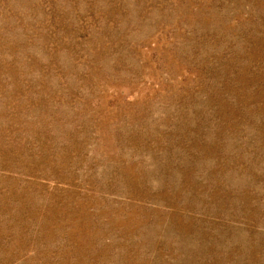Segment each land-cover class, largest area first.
I'll return each mask as SVG.
<instances>
[{"label":"rangeland","instance_id":"obj_1","mask_svg":"<svg viewBox=\"0 0 264 264\" xmlns=\"http://www.w3.org/2000/svg\"><path fill=\"white\" fill-rule=\"evenodd\" d=\"M0 264H264V0H0Z\"/></svg>","mask_w":264,"mask_h":264}]
</instances>
